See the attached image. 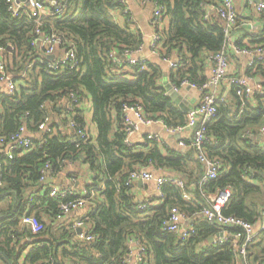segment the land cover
Masks as SVG:
<instances>
[{"label":"trees","instance_id":"1","mask_svg":"<svg viewBox=\"0 0 264 264\" xmlns=\"http://www.w3.org/2000/svg\"><path fill=\"white\" fill-rule=\"evenodd\" d=\"M139 1L161 6L163 17L168 19L167 27L160 31L159 51L163 57L177 56L179 64L170 70V82L179 86L187 80L201 86L205 81L204 69L211 65L210 57L226 41L224 27L213 12H207L208 7L218 8L220 0ZM115 10H124L119 0H71L61 17H51L50 23L42 19L40 32L62 34L73 44L79 60L74 70L54 73L47 66L43 50L33 44L37 28L34 18L25 11L12 16L5 0H0V47L4 49L6 66L13 75L29 67L23 77H15L17 88L13 95L1 93L0 139H8L21 126L31 129L32 125L33 130H39L48 113L55 112L60 100L67 102L71 92L78 94L81 103L72 118L86 128L78 113L83 99L89 98L97 132L95 147L89 133L84 142L74 132L72 141H67L66 136L50 131L40 139H30L27 151H13L12 159L0 157V263L18 264L23 252L28 250L25 264H127L124 260L132 252L130 242L134 238L136 244L144 247L148 264H238L230 242L208 243L219 230L199 214L207 203L198 191L200 201L195 204L182 199L181 190L171 184L163 185V199L158 206L152 207L150 202L136 204L132 200L127 185L130 171L152 167L182 172L192 155L169 149L163 153L155 141L148 139L140 149L124 143L125 106L139 103L147 117L160 120L167 127L185 125L186 113L174 106L158 84L162 75L158 66L145 63L144 69L140 65L131 66V75L113 73L115 65L110 54L115 50L121 55L124 49H137L142 41L138 33L130 32L126 23L121 26L113 20ZM259 20L260 31L247 32V37L249 47H260L264 52V9ZM10 54H13L12 62ZM246 76L261 80L252 101L239 96V88L232 84L225 101L218 99L217 116L207 126L205 153L219 162V170L216 179L203 185V191L209 194L229 187L231 197L223 213L255 223L260 210L248 209L245 201L260 191L247 180L261 179L260 174L264 173V149L256 141L264 128V53L255 57ZM53 126L56 125L52 129ZM81 156L92 173L107 178L102 185L97 175L93 184L85 186L88 195L92 190L97 191L82 218L85 231L93 237L88 242L75 240L70 227L54 226L61 203L73 197L51 198L50 186L40 182L46 163L55 173L65 162L80 161ZM172 207L190 219L194 233L186 240L163 229ZM25 214L43 224L39 235H32L26 226L19 228ZM233 232L228 230L230 237ZM260 240H264V232L239 264H252L260 259L255 251ZM259 264H264V260Z\"/></svg>","mask_w":264,"mask_h":264},{"label":"built area","instance_id":"2","mask_svg":"<svg viewBox=\"0 0 264 264\" xmlns=\"http://www.w3.org/2000/svg\"><path fill=\"white\" fill-rule=\"evenodd\" d=\"M71 0H52L50 3V11L46 13V3L43 0H26V2H20V0H5V5L7 11L14 17H17L21 11L27 12L30 18H34L36 24V31L34 43L38 45L40 42V37L42 33L39 30V27L42 24L43 14L49 17H61ZM237 0H220V6L216 10V14L219 19L224 23V34H225V44L223 48L210 57L211 61V76L208 81L204 82L201 86L189 83L187 80L180 82L179 86L173 85L172 88L174 91H178L182 87L198 88L201 91L200 99L198 104L193 107L186 115V124L184 126H177L173 128H168L165 126L168 131L171 133H179L183 130H190L192 134V143L191 146L195 153V157L199 163L204 167V174L200 182V198L205 200L207 205L203 206L200 215L208 222L217 226L218 233L212 237L215 243L216 240L219 242H230L234 253H236V258L238 264L240 260H244L248 255V248L255 242L258 235L264 232V209L260 211L259 221L255 223H249L243 219L237 218L232 215H225L223 209L228 205V202L231 197V189L226 187L224 189L217 190L213 196H209L208 193L202 190L203 185L208 182L216 179L217 172L219 170V162L217 160L210 159L205 153L204 144L208 141L207 126L212 123L217 116V107L218 98L215 95V89L220 85V83L225 79L226 72L228 69V56L226 54V48L229 45V39L231 31L238 27L237 14L234 8V4ZM253 2L254 0H250ZM258 1V11L264 9V0ZM123 4V0H119ZM145 3V2H143ZM163 8L161 6H154L153 17L151 20V25L154 29V35L152 38V48L156 44H159L161 41L160 31L161 29V20L163 19ZM67 44V46H65ZM10 47V46H8ZM7 47V48H8ZM58 47H63V54L57 58L54 57V53ZM41 49L46 58L53 57L48 61V68L56 73L66 70H74L78 67L79 60L77 59L76 51L73 47V44L67 40L62 34H56L51 32L46 38L41 41ZM12 51V48L10 47ZM141 46L137 49H124L121 55H117L116 50L110 54L111 62L116 65L119 63H126L130 66L140 65L144 69L145 61L137 60L133 57V54L139 53ZM236 53L241 54H252L254 56L260 57L263 55V50L260 47L256 48H234ZM4 49L0 47V84L6 86V92L4 95L10 96L13 95L16 91L15 78L8 70L5 60H4ZM165 62H168L171 68L178 67V59L176 61H171L170 57L162 59ZM250 66L253 65L251 62ZM29 68V67H27ZM27 68L20 73L19 77H23L27 71ZM232 83L236 85L239 90L237 94L239 96H250L249 90H246V83L241 79L232 80ZM259 85L257 86V90ZM2 94L0 93V99ZM221 101V100H219ZM81 105L80 98L77 93H69L68 101L65 105V111L62 114V120H65V124L70 128L76 138L80 141H86L88 139V132L86 128H83L79 123H76L72 118L75 112V108ZM123 131L125 133L124 143L130 146V137L133 132L140 126L150 125L152 123L161 122L160 120H155L147 117L144 114L143 108L139 103H134L132 105L125 106L123 108ZM49 116L45 117L43 122L39 125L41 131H48ZM26 127L21 126L17 133L11 135L8 139H0V145L3 146L6 150L4 155L7 159L13 158V151L23 150L27 151L31 145L30 138L24 136ZM264 133V128L261 130ZM148 140H159L157 135L147 136ZM22 152V153H24ZM51 171L50 164L46 163L43 170L42 176L40 177V182L44 183L47 179L48 173ZM142 180L144 182L153 181L156 183L158 188H161L167 182H173L182 190V193L185 189L183 183L177 180H172L164 177L155 178L150 172L144 170H132L128 173L127 185L130 187L133 181ZM97 195L96 190H92L88 195V192L85 190L84 193H78L75 189H64L60 190L58 188H50L49 196L58 200L65 199L67 197H73V199L61 203L59 208V213L56 215V219H61L63 216L79 210V209H88L92 204L93 198ZM74 196H77L74 198ZM192 197L189 196L186 192L183 193V199L189 201ZM147 202V201H146ZM144 202V204L146 203ZM142 204V203H140ZM144 207V205H143ZM189 217L181 212L177 207H172L168 213L167 219L163 222V229L172 233L180 239H188L194 233L193 227L188 224ZM20 223L24 226H28L33 235H39L44 227L43 224L33 216H27L26 214L21 217ZM72 229L77 231L81 229V233L75 234L78 241H91L93 237L85 231L86 224L83 219H79L72 226ZM233 229L234 232L231 234L228 233V230ZM220 234L222 236H220ZM134 244L135 254L128 255L125 258V263L127 264H148V257L145 253V249L136 242H131ZM131 249V248H130ZM134 250V249H133Z\"/></svg>","mask_w":264,"mask_h":264},{"label":"crops","instance_id":"3","mask_svg":"<svg viewBox=\"0 0 264 264\" xmlns=\"http://www.w3.org/2000/svg\"><path fill=\"white\" fill-rule=\"evenodd\" d=\"M43 1L46 3V9H47L46 13H47L50 11V3L52 2V0H43ZM257 4H258L257 0H254L253 2H251L250 0H237L234 4V8L237 14L238 27L234 29L233 32L231 33L229 39L230 42L228 47L226 48V54L228 56V69L226 72V77L220 83V85H218V87L215 89L216 97L219 100H221L219 102H224L225 99L228 97L230 93L231 85L233 84L232 80L241 79L246 83L247 85L246 90H249L250 92V96H248L247 98L250 101H252V96L254 92L257 90V86L259 85L255 83L254 79H251L250 77L246 76V71L251 67L249 64L251 62L253 63L256 56L252 54L236 53L234 50V48H243V49L248 48L250 44L248 42L249 38L247 37V34L251 32L253 33L260 31L262 27V21L259 20V15L261 11L257 10L258 7ZM123 5H124V10L113 11L112 18L121 26L126 23L130 32H132L133 34L138 33L140 35L142 40L140 45L141 50L139 53L133 54V57L139 61L141 60L145 61L146 64L148 63L158 66L162 71V75L158 80V84L164 89L166 87L172 88L173 84L170 82L168 75L170 70L173 68L170 67L168 62L162 60L163 59L162 57L165 55L161 54L159 51L160 43L156 44L155 47L152 48V38L154 35V29L151 25V20L154 12L153 4L148 2L143 3L139 0H123ZM216 10H217L216 7L207 8V12H213L215 14V17L218 19V21L222 24L223 27L224 23L217 16ZM43 20L45 23H50L51 17L43 14ZM167 24H168V19L166 17H163V19L161 20V29L164 30L167 27ZM48 35H44L42 33L40 37V42L38 43V47L40 49H41V41H43V39L46 38ZM62 54H63V47H58L54 53V57L57 58ZM12 55L13 54H10L9 56L10 62H12V58H11ZM169 57L171 61L177 60V56L175 54H170ZM165 58H168V56ZM114 68L115 69L113 73L115 75L132 74L131 66L126 63L116 64ZM20 73H18L17 75L14 74L13 75L14 78L15 77L20 78L19 77ZM203 74L205 78L204 82L208 81L211 76V65H208L204 69ZM4 92H6V86L4 84H0V93H4ZM176 92H178L181 98L182 107L187 110H190L191 108L195 107L198 104L201 95V91L198 88H190V87L179 88V90ZM65 105H66V101L60 100L59 106H56L55 108V112H52L50 114L48 113L50 120L47 125L48 127L47 133L51 131L52 134L55 135L60 134L62 136H66L67 141H72L73 137L71 136L73 135V131L67 127L65 122H62V114L65 109ZM179 109L182 110L181 108ZM78 114L80 117L83 118V122L86 125L88 133L90 135L91 145L95 147L96 145L95 138L97 132L94 124L92 123V106L89 98L83 99L82 106ZM53 124H55L56 126H53L54 128L52 129ZM165 126L166 125L164 123L161 124L160 122H156L150 125L138 127L130 137V146L137 147L138 149H140L141 145H143V143L147 140L148 135L151 136L157 135L159 137L158 141L157 140H149V141H155L158 144L160 150L163 151V153H166L168 149L175 151L176 153L179 154L191 152L192 156L191 158L189 157L190 160L187 161V164L185 167H183L182 172H175L166 168H160L158 170H155L152 167H147V168L136 167L134 170H144L150 172L155 178L164 177L182 182L183 187H185L186 189L183 191V193L186 192L187 194H189L190 197H192L189 201L185 199L184 200L186 202L195 204L197 203V201H200L197 195V191L198 193H200L199 185L204 174V167L201 165V163L198 162V160L195 157V153L191 146L192 134L188 129L183 130L182 132L179 133H171L170 131H168V129L165 128ZM30 127L31 129L27 128L24 135L30 139H35V140L40 139L42 135L46 132V130L41 131V129H39V126H38L39 130H33L32 125ZM168 128H173V127H168ZM259 130H261L260 127L258 128V131ZM260 133L261 134L256 137V141L258 142V145L264 149V133L262 131H260ZM5 150L6 149L0 145V157H5L4 155ZM101 165L104 166L103 162H101ZM97 175L99 177L98 181H100L101 184L103 185L105 180H107L106 176L101 173H92L89 169V166L86 163H84V159L81 156L80 161L65 162L64 166L58 172L52 173V171H50L47 175V179L50 178L53 184H51L50 182L48 183L46 181L45 183L48 184L50 188L53 187V188H58L60 190L75 189L78 193L83 194L86 189L85 186L93 184L94 183L93 180L94 178H96L95 176ZM260 177L261 179L247 180L249 183H252L253 185L259 187L260 189L258 194L248 197V199L245 201L246 207L250 210L253 208H258L260 211L264 209V173H261ZM165 184H171L177 187V185L171 181ZM162 187L158 188L156 183H154L153 181L144 182L142 180H136L133 181L132 184L130 185V194L134 203L140 204L147 201L151 203L152 207H155L162 203V199H163ZM177 188L180 189L179 187ZM183 193L181 195L182 199H183ZM213 195L214 193H209V196H213ZM84 213H85V209H79L73 211L63 216L61 219L59 220L57 219L54 226H57V228L65 227L66 229L67 228L69 229L70 227L72 229L73 224L77 222L79 219H82ZM258 221H259V217L256 222ZM189 223L190 220L188 224ZM23 227L25 226L19 223V228L21 229ZM26 227L30 231V228L28 226ZM20 229L19 231H21ZM73 231L74 234H77L75 230ZM73 237L74 239H76L75 235ZM26 240L28 242L31 241L29 239ZM131 242H130L131 251H135V249L134 250L132 249L134 247V244H132ZM255 251H256V255L260 257V259L256 260V262L252 264H259L261 260H264V240H260L257 242L255 246ZM27 252L28 250L23 252L21 258L18 261V264H25L24 262L25 255L27 254ZM135 253L136 252H132V254Z\"/></svg>","mask_w":264,"mask_h":264},{"label":"water","instance_id":"4","mask_svg":"<svg viewBox=\"0 0 264 264\" xmlns=\"http://www.w3.org/2000/svg\"><path fill=\"white\" fill-rule=\"evenodd\" d=\"M20 2H26V0H20ZM8 50L10 51V47H8ZM52 58L53 57L51 56V57H48L47 59H50L51 60ZM254 81H255V83L259 84L260 83V78L259 77H256L254 79ZM165 90H166V95L170 98V100L172 101V103L175 106L181 108L184 113H187L188 111H190L192 109L191 108L190 110H187V109H184L182 107L181 98H180L178 92L174 91L173 88L166 87ZM249 172L251 173V171H249ZM46 182H48V183L50 182L51 184H53L52 183V180L50 178L46 179ZM76 232H77V234L81 233V229H78ZM220 236H222V235L220 234ZM131 241L132 242H135L134 238H132ZM213 241H214V239L212 237L208 239V243H212ZM132 249H135V247H133Z\"/></svg>","mask_w":264,"mask_h":264}]
</instances>
